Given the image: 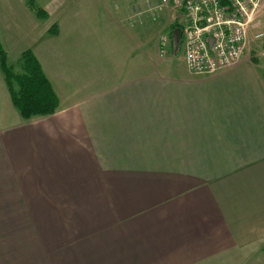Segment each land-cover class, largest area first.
<instances>
[{"label": "crops", "instance_id": "crops-1", "mask_svg": "<svg viewBox=\"0 0 264 264\" xmlns=\"http://www.w3.org/2000/svg\"><path fill=\"white\" fill-rule=\"evenodd\" d=\"M180 17L0 0L7 65L30 51L58 98L24 119L0 67V264H264V41L250 30L234 65L191 74Z\"/></svg>", "mask_w": 264, "mask_h": 264}, {"label": "built area", "instance_id": "built-area-1", "mask_svg": "<svg viewBox=\"0 0 264 264\" xmlns=\"http://www.w3.org/2000/svg\"><path fill=\"white\" fill-rule=\"evenodd\" d=\"M259 1L159 0V8L170 6L181 13L177 28L187 71L212 74L228 68L241 58L250 30L255 39L263 38ZM168 41V36L159 37V55L166 53Z\"/></svg>", "mask_w": 264, "mask_h": 264}, {"label": "trees", "instance_id": "trees-1", "mask_svg": "<svg viewBox=\"0 0 264 264\" xmlns=\"http://www.w3.org/2000/svg\"><path fill=\"white\" fill-rule=\"evenodd\" d=\"M36 12L39 16L44 15L40 10ZM21 63V73L11 71L6 62V53L0 45V67L13 105L24 119L54 113L58 106V98L40 64L28 50L21 54Z\"/></svg>", "mask_w": 264, "mask_h": 264}, {"label": "rangeland", "instance_id": "rangeland-1", "mask_svg": "<svg viewBox=\"0 0 264 264\" xmlns=\"http://www.w3.org/2000/svg\"><path fill=\"white\" fill-rule=\"evenodd\" d=\"M263 22H264V20H263ZM171 37L173 39L172 40L173 41L172 42V46H171L172 52L174 53V55L176 57L182 55L183 50H182V47H181V42L180 41L176 42L175 39H174V35H172ZM261 39L264 41V37L261 38ZM18 67H19V64L18 65L17 64H12V68H10V70L15 72V73H20ZM5 232L9 233V230L5 231Z\"/></svg>", "mask_w": 264, "mask_h": 264}, {"label": "water", "instance_id": "water-1", "mask_svg": "<svg viewBox=\"0 0 264 264\" xmlns=\"http://www.w3.org/2000/svg\"><path fill=\"white\" fill-rule=\"evenodd\" d=\"M173 35H174V39L176 42L180 41V37H181V30L179 28H175L173 31Z\"/></svg>", "mask_w": 264, "mask_h": 264}]
</instances>
